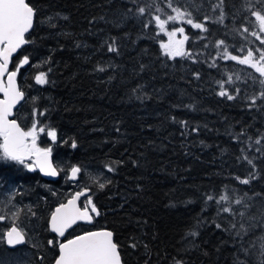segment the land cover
Returning <instances> with one entry per match:
<instances>
[{
    "label": "trees",
    "instance_id": "obj_1",
    "mask_svg": "<svg viewBox=\"0 0 264 264\" xmlns=\"http://www.w3.org/2000/svg\"><path fill=\"white\" fill-rule=\"evenodd\" d=\"M28 2L39 10L34 30L28 37L35 43L27 44L21 53L38 65L50 57V65L44 64L40 71H47L49 66L52 71L48 74L50 82L44 85L32 84L31 76L27 78V85L31 83L37 90H24L26 101L21 111L29 117L34 106L47 109L46 116L39 119L56 130L57 139L53 142L46 133L40 134L39 146L51 148L54 165L63 169L57 182L48 183L23 165L0 160V183L12 185L17 206H33L39 217L21 215L19 220L28 233V242L22 249L31 247L32 264L54 263L58 249L47 247V240L55 239L48 231L47 222L54 208L71 196L67 197L65 192L75 191L67 180V171L74 165L82 168L78 178L82 186L77 188L91 189L92 201L100 215L95 217L91 228L81 227L68 238L89 231L110 230L123 264H174L175 259H182L184 264H234L239 245L228 232L212 223L227 226L233 218L228 214L218 217L216 205H205L203 194L209 191L220 194L225 186L236 196L245 192L264 194V179L250 185L239 184L235 179L247 174V165L236 162L245 145L234 142L229 135L241 128H246L253 137L258 132L264 133V111H249L243 100L228 101L216 94V80L224 79L229 73H239L242 78L249 73L257 76L254 70L220 58L216 59L218 67L209 68L208 63L216 56L212 44L218 39H225L229 51L235 55L245 53L232 51L233 45L237 49L241 45L260 46L254 37L244 41L231 31L245 22L243 18L248 14L244 9L249 0H227L226 10L235 12V20L231 16L225 20L227 27L210 25L207 40L198 39L203 35L199 30L185 28L190 38L185 48L202 53L199 57L202 62L196 64L162 56L160 37L154 38L156 30L142 29L136 19L121 27L108 23L130 6L125 0ZM149 2L140 0L141 4ZM184 3L185 0H174V4ZM251 3L256 4V0ZM155 4L169 9L167 0H155ZM55 12L68 16V20L59 21L56 29L41 24L45 16ZM93 17L96 20L89 24ZM113 36L118 38L119 55L109 53L102 46ZM77 43L85 46L77 48ZM204 43L209 44L207 49L202 47ZM141 64L147 66L145 71H140ZM97 66L107 71H94ZM194 70L200 72V80L191 75ZM237 83L249 92L253 90L251 82ZM137 86H140L138 93H134ZM145 92L150 98H136L137 94L143 97ZM33 95L39 98L35 105L29 102ZM188 104H195L198 110L173 107ZM173 116L207 128L201 127L199 133L185 138L181 136L180 125L172 122ZM72 140L76 141V148L71 147ZM113 161L124 163L116 172H108L105 165ZM97 176L112 183L100 190L93 183ZM261 203L264 200L257 197V208ZM251 214L258 216L255 210ZM198 220L202 223L198 224ZM235 220L240 222L241 217L236 216ZM252 223L259 225L264 221L258 219ZM190 232L199 234L192 237ZM261 236L264 231L258 226L246 238L247 246L258 247ZM135 241H139V246L133 249L130 245ZM34 243L39 244V249ZM12 252L4 243L0 244V255L9 256ZM40 255H46L47 259L41 262ZM259 259L254 255L253 264Z\"/></svg>",
    "mask_w": 264,
    "mask_h": 264
},
{
    "label": "snow or ice",
    "instance_id": "obj_2",
    "mask_svg": "<svg viewBox=\"0 0 264 264\" xmlns=\"http://www.w3.org/2000/svg\"><path fill=\"white\" fill-rule=\"evenodd\" d=\"M126 5H130L120 12L113 20L107 21L112 23L114 27L125 25L130 19H136L140 22L142 29H155L154 38L166 36L167 40H160L159 47L162 50V56L168 60H176L177 58L189 60L193 64L201 63L199 57L201 52H194L191 49H186L185 44L189 41V35L186 34L184 26L175 27V25H187L191 29L199 30L203 35H199V40H207L211 34L210 25H219L227 27L225 20L231 18L235 20V12L226 10L228 7L227 0H185L184 4H174V0H167V7L171 9L173 14L164 12V9L155 4V0L149 3L141 4L140 0H125ZM207 4V8L205 5ZM256 4L260 7L257 8ZM256 4H252L249 0L248 6L244 11L248 14L244 16V23L239 28H233L231 31L238 33L244 41L248 37H254L259 41L258 47H245L241 45L238 49L235 45L232 46V51L245 53L244 55H235L229 51V46L225 39L216 40L212 46L216 49V56L212 57V62L208 63L209 68L218 67L216 59L220 58L226 61L236 62L238 65L247 66L254 70L257 76L249 73L246 77H241L239 73H229L224 79L216 80L218 86L216 94L228 101L237 99L245 102L246 108L251 111H264V0H256ZM232 7H235L234 5ZM39 10L32 6L28 0H0V160L14 161L26 167L29 171L37 169L46 177H57L63 169L55 166L50 157L52 149L49 147H40L38 139L40 134H45L51 138L53 142L57 139V132L54 128L44 125L39 117L46 116L47 109L40 110L38 107H33L28 117L31 123L30 126H22V121L25 118L19 116L18 105L21 107V101H25V92L17 85V74L20 69L30 63V57L24 55L19 63L15 66V70H9V64L12 57L18 52L22 46L35 43L34 40L28 38L34 30ZM162 15L164 18H162ZM254 18V20L249 19ZM104 20V17H100ZM67 21L68 16L55 12L52 15H47L41 20V24L46 25L51 29L58 27L59 21ZM96 20L93 17L89 20V24ZM251 24L250 28L248 25ZM169 25L174 27L169 28ZM89 34L91 31H89ZM127 35V34H125ZM179 36V38H177ZM41 39H43L41 37ZM85 45L81 43L75 44V47L80 48ZM102 46H106L109 53L116 55L120 54V46L118 38L113 36L106 39ZM204 49L209 47L208 43L202 45ZM206 62V61H205ZM51 63V58H45L41 62V67L44 64ZM167 66V65H165ZM112 67V65H109ZM146 65H140V71H145ZM52 71L49 66L47 71H39L34 79L37 84L44 85L49 83L48 74ZM94 71L105 72L107 69L103 66H97ZM191 75L196 79H201L199 71H192ZM112 79V77H110ZM237 82L248 85L251 82L252 91L249 92L246 88H241ZM259 85V87H256ZM231 86V87H230ZM137 88L133 89L134 93H138ZM137 99H147V93L144 96L137 94ZM38 97H32L33 105L36 104ZM259 102V103H258ZM173 107H184L189 111H196L195 104L188 105H173ZM14 109L16 111L14 112ZM173 123L180 125L182 131L181 136L187 137L191 133H199L201 127L207 128V125H192L190 121L178 120L175 116L171 117ZM120 131L119 128L116 129ZM236 143L244 144L245 147L240 149V155L236 157V162L241 165H247L246 176H236L235 179L239 184L250 185L254 181L264 179V133L258 132L255 137L247 134L246 128H241L236 134L229 133ZM71 147L76 148L75 140L71 141ZM256 153L253 155L251 153ZM259 162V163H258ZM124 161H113L106 164L105 168L108 172H116L118 167ZM136 162L133 161V164ZM82 173L81 166L74 165L69 169V179L77 180L79 174ZM93 183L98 189L103 190L112 181L108 178L101 180L99 176L93 178ZM91 191L85 187L84 191L77 192L75 196L66 204H61L47 222L48 230L56 234L58 237H64L65 232L71 228L77 221H93V215H100L96 205L92 201L91 196H87L86 203L83 208L77 206V201L80 196ZM260 197L264 200V194L249 195L247 192L236 196L234 192L228 191L225 186V191L220 194H214L209 191L203 194L205 205L209 203L216 205V213L218 217H224V214L233 219L227 226L223 223H214L215 228L229 233L231 239L239 245L237 249L234 264H253L254 255L260 257L257 264H264V236L259 238V245H253L251 248L247 246L246 238H248L252 230L260 227L264 231V223L259 225L252 223L254 220L264 221V203H261L259 208L255 204V199ZM14 199V198H13ZM11 207L7 209V213L3 208H0V222L11 218V227L6 233L0 235L6 237L9 246H16L27 243L28 233L25 227L18 223L21 215L25 218L38 217L37 211L33 206H16L12 201H9ZM239 206V208L233 207ZM240 209H244L243 211ZM252 210L258 213L252 215ZM241 217V221L237 222L235 217ZM246 218V219H245ZM198 224L202 220H198ZM247 225V227H246ZM198 232H190L192 237L198 236ZM39 249V244L33 245ZM133 249L139 246V241H135L130 245ZM47 247L56 249L58 253L54 258V264H123L121 254L118 250L117 243L113 240V232L110 230H98L85 232L82 235L76 236L74 239L60 241L57 239H48ZM235 247V245H234ZM147 248V245H145ZM46 255H40L39 260H46ZM174 264H184L182 259H175Z\"/></svg>",
    "mask_w": 264,
    "mask_h": 264
},
{
    "label": "rangeland",
    "instance_id": "obj_3",
    "mask_svg": "<svg viewBox=\"0 0 264 264\" xmlns=\"http://www.w3.org/2000/svg\"><path fill=\"white\" fill-rule=\"evenodd\" d=\"M165 13H168V14H173L171 12V9H166L164 10ZM162 18L163 15H162ZM178 26H184L185 28L186 27H190V26H187V25H175V27H178ZM169 28H172L174 27V25H169L168 26ZM196 30V29H194ZM179 38V36L177 37ZM160 40H164L166 41L167 40V37L166 36H160ZM185 47H186V44H185ZM40 65H38V63H32L30 62L26 69L24 70L23 73L21 74H17L19 80H20V83L22 82L21 84V88H23V90L27 89L28 91L29 90H37V87L31 85L34 84L35 82V75H37L40 71ZM31 76V83L30 85H27V78L29 77L30 78ZM27 92V91H26ZM29 96V95H28ZM33 97H35L33 95ZM29 102L31 103V97L29 98ZM23 110V107L19 110V116L22 117V118H25L23 119L22 121V124L25 123V125L23 126H30V119H28V116H25V112L21 111ZM26 168V167H24ZM27 169V168H26ZM68 173V171H67ZM73 190H75L77 187H80L82 186L81 183H73L71 184ZM73 192H65V195L68 197V195H72ZM14 198V199H13ZM17 196L15 195V189L12 187V185H2V183H0V208H3L5 210V213H7V209L9 207H11V205L9 204V201L11 200L12 203H14L16 206H17ZM86 203V200L82 203V207H84ZM11 218L9 219H6L4 221V223H1L0 222V234L2 233H6L8 231V229L11 227ZM18 223H21L20 221H18ZM30 240H31V237H30ZM29 240V241H30ZM28 242V240H27ZM1 243H4V236L0 235V244ZM9 251V250H8ZM0 264H32V255H31V247H28V248H20V249H17V250H14L11 255H0Z\"/></svg>",
    "mask_w": 264,
    "mask_h": 264
},
{
    "label": "water",
    "instance_id": "obj_4",
    "mask_svg": "<svg viewBox=\"0 0 264 264\" xmlns=\"http://www.w3.org/2000/svg\"><path fill=\"white\" fill-rule=\"evenodd\" d=\"M27 45V44H26ZM26 45H24V46H22V48L21 49H19L18 50V52L17 53H15L14 55H13V57H12V59L15 57V56H17L25 47H26ZM11 63H12V61L10 62V64H9V70H10V68H11ZM26 66L27 65H25L24 67H22V69H25L26 68ZM16 81H17V85L20 87V85H19V81H18V78H16ZM0 98H3L2 97V94H0ZM25 100H26V96H25ZM25 101H21V105L24 103ZM17 108L19 109L20 108V105H18L17 106ZM16 111V109H14V112ZM50 159H51V161H52V163H53V159H52V155H51V157H50ZM37 171V173L39 174V176L44 180V181H46V182H50V183H54V182H57L58 181V179H59V176H57V177H46V176H44L43 175V173H41L38 169L36 170ZM68 178H69V176H68ZM72 183H74V182H76L77 180H72V179H69ZM81 191H84V189L83 190H81ZM81 191H79V192H81ZM77 192H75L65 203H63V204H66L70 199H72L74 196H75V194H76ZM87 196H91V191H89V192H87L85 195H82V196H80V198H79V200L77 201V206L78 207H80L81 208V206H80V204H81V202L84 200V199H86L87 198ZM58 207V206H57ZM56 208H54V210H55ZM54 210L52 211V212H54ZM93 215V217L95 216V214H92ZM51 216V215H50ZM50 218V217H49ZM49 220V219H48ZM93 223H94V219H93V221L91 222V223H88L87 221H77V223L76 224H74L71 228H69L66 232H65V236L64 237H58L56 234H54V233H51L50 232V230H48L49 232H50V234L51 235H53L55 238H57L58 240H60V241H66L65 239H66V236H67V234H69L70 233V231L71 230H73L75 227H77L78 225H82V226H86V227H91L92 225H93ZM98 231V230H97ZM75 238V237H74ZM74 238H72V239H74ZM113 240H114V236H113ZM4 242H5V246L8 248V249H10V250H14V249H17V248H20V247H22L24 244H20V245H16V246H9L8 244H7V240H6V237H4ZM54 264V263H53Z\"/></svg>",
    "mask_w": 264,
    "mask_h": 264
},
{
    "label": "flooded vegetation",
    "instance_id": "obj_5",
    "mask_svg": "<svg viewBox=\"0 0 264 264\" xmlns=\"http://www.w3.org/2000/svg\"><path fill=\"white\" fill-rule=\"evenodd\" d=\"M22 57H23V55H22V53H19L17 56H15L13 59H12V63H11V68H10V71L11 70H15V66L19 63V60L20 59H22ZM24 72V70L23 69H20V71H19V74H21V73H23ZM17 78H18V76H17ZM19 79V78H18ZM25 92V91H24ZM22 126H23V124H22ZM41 136V135H40ZM39 136V139H38V145L40 144V137ZM33 172V171H32ZM68 180V179H67ZM72 184V183H71ZM79 190H81L80 188H76L75 189V191L74 192H77V191H79ZM84 202V201H83ZM82 202V203H83ZM82 203H81V207H82ZM83 208V207H82ZM1 223H4V221H2ZM81 228V227H80ZM79 229V228H78ZM74 232V231H73ZM73 232H71V233H73ZM70 233V234H71ZM81 235V234H80ZM77 236H79V235H77ZM76 237V236H75Z\"/></svg>",
    "mask_w": 264,
    "mask_h": 264
},
{
    "label": "bare ground",
    "instance_id": "obj_6",
    "mask_svg": "<svg viewBox=\"0 0 264 264\" xmlns=\"http://www.w3.org/2000/svg\"><path fill=\"white\" fill-rule=\"evenodd\" d=\"M25 96H26V93H25ZM25 101H26V100H25ZM53 164H54V163H53ZM98 210H99V209H98ZM80 227L91 228V227H86V226L78 225V226L75 227L73 230H71L70 233L73 232V231H75V230H77V229L80 228ZM70 233H69V234H70ZM83 234H84V233H83ZM81 235H82V234H81Z\"/></svg>",
    "mask_w": 264,
    "mask_h": 264
}]
</instances>
